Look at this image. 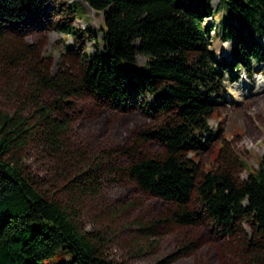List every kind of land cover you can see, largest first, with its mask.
Returning <instances> with one entry per match:
<instances>
[{
    "label": "trees",
    "instance_id": "obj_1",
    "mask_svg": "<svg viewBox=\"0 0 264 264\" xmlns=\"http://www.w3.org/2000/svg\"><path fill=\"white\" fill-rule=\"evenodd\" d=\"M81 1L103 11L101 54L83 51L68 59L70 70L76 62V71L51 75L49 58L42 59L24 37L50 28L72 31L56 19L58 0H0V57L9 68L24 66L34 79L26 105L0 109V264H56L50 258L59 251L68 260L57 264H112L101 250L100 234L79 227L72 200L47 196L23 164L30 143L71 159L64 144L69 117L62 106L84 95L110 104L149 95L146 111L161 117L159 125L136 131L128 144L103 157H125V165L113 168L117 176L169 204L162 221L181 227L206 216L220 236L240 240L250 264H264V151L241 179L236 173L244 162L238 156L227 153L224 166L214 170H201L196 159L211 136L207 120L222 97L223 72L240 67L249 72L251 59L264 60V0H218L216 9L222 6L228 17L220 32L231 41L230 59L220 60L207 51L209 26L200 21L211 14L207 0ZM137 53L144 56L139 72L133 69ZM45 91L54 96L40 101ZM152 139L160 150L142 152ZM223 149L222 144L214 157ZM99 168L95 162L74 176L80 193L96 192Z\"/></svg>",
    "mask_w": 264,
    "mask_h": 264
},
{
    "label": "rangeland",
    "instance_id": "obj_2",
    "mask_svg": "<svg viewBox=\"0 0 264 264\" xmlns=\"http://www.w3.org/2000/svg\"><path fill=\"white\" fill-rule=\"evenodd\" d=\"M207 2L211 14L200 18L202 25L209 26L207 51L213 58L230 59L231 41L224 40L220 32L221 22L228 17L222 6L216 9L218 0ZM56 6V19L65 21L71 32L50 28L24 37L25 43L35 45L42 59L49 58L51 75L76 71V62L70 70L68 59L78 58L83 51L90 57L101 54L104 28L102 19L94 18L92 9L81 0H58ZM260 42L264 43L262 39ZM66 47L71 51L67 52ZM102 59L106 57L102 55ZM143 61L144 56L137 53L134 71L142 69ZM33 81L24 66L9 68L0 57V109L11 112L26 105ZM222 89V97L215 101L216 114L207 120L211 136L196 159L201 170H214L224 166L227 153L238 156L244 162L236 173L241 179L247 168L256 167L264 151V60L251 59L249 72L241 67L223 72ZM53 96L45 91L40 101H49ZM68 102L62 106V114L69 117L64 144L71 159L62 156L63 152L46 154L41 144L30 143L24 149L23 164L47 196L64 203L72 200L69 205L77 210L79 227L100 234L107 260L112 264H250L240 240L220 236L206 216L194 225L181 227L162 221L169 204L141 191L126 177L117 176L113 168L125 165V157H103L104 152L128 144L136 131L159 125L161 117L146 111V103L152 102L149 95L122 98L112 104L89 95L69 97ZM222 144L221 154L214 157ZM160 148L152 139L141 150L152 154ZM95 162L100 163L98 188L96 192L80 193V183L73 181L74 176L87 165L94 167ZM190 206L195 207L192 199ZM147 226L151 229L146 230ZM245 227L248 237L251 231ZM62 260L67 261L68 255L62 256L60 251L50 258L56 264Z\"/></svg>",
    "mask_w": 264,
    "mask_h": 264
},
{
    "label": "water",
    "instance_id": "obj_3",
    "mask_svg": "<svg viewBox=\"0 0 264 264\" xmlns=\"http://www.w3.org/2000/svg\"><path fill=\"white\" fill-rule=\"evenodd\" d=\"M92 13H93L94 18H101L102 21H103V11L93 9V10H92ZM102 23H103V22H102ZM103 24H104V23H103Z\"/></svg>",
    "mask_w": 264,
    "mask_h": 264
},
{
    "label": "bare ground",
    "instance_id": "obj_4",
    "mask_svg": "<svg viewBox=\"0 0 264 264\" xmlns=\"http://www.w3.org/2000/svg\"><path fill=\"white\" fill-rule=\"evenodd\" d=\"M219 52H220V48H219V51H218V53H219ZM218 53H217V54H218Z\"/></svg>",
    "mask_w": 264,
    "mask_h": 264
}]
</instances>
